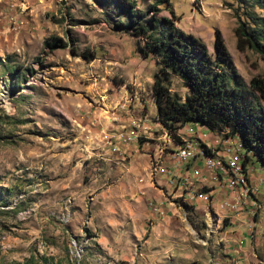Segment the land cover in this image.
I'll use <instances>...</instances> for the list:
<instances>
[{
  "label": "rangeland",
  "instance_id": "obj_1",
  "mask_svg": "<svg viewBox=\"0 0 264 264\" xmlns=\"http://www.w3.org/2000/svg\"><path fill=\"white\" fill-rule=\"evenodd\" d=\"M135 1L148 11L163 0ZM169 2L159 15L213 56L221 32L249 86L264 76L262 55L240 50L236 35V12L264 29V7ZM130 26L119 0H0V264H264V201L254 195L264 193L262 164L243 149L242 162L249 155L251 175L263 180L255 189L246 167L241 195L258 206L245 223L235 220L240 208L221 217L200 201L202 188L178 192L162 158L172 150H160L166 128L156 124L159 64ZM53 37L64 45L51 47ZM171 90L183 100L189 92L178 75ZM134 118L150 126L136 129Z\"/></svg>",
  "mask_w": 264,
  "mask_h": 264
},
{
  "label": "trees",
  "instance_id": "obj_2",
  "mask_svg": "<svg viewBox=\"0 0 264 264\" xmlns=\"http://www.w3.org/2000/svg\"><path fill=\"white\" fill-rule=\"evenodd\" d=\"M119 1L130 13V32L144 40L140 44L143 55L153 54L159 64L153 87L158 120L174 131L186 123H196L227 136L238 135L241 148L264 167V76L253 77L250 86L245 82L221 32H216L213 56L200 37L177 26L174 19L160 16L159 5L170 4L169 0L152 3L148 11L139 9L135 0ZM237 1L264 7V0ZM236 13L238 48L251 47L264 59V29L246 26ZM52 39L57 42L48 39L51 47L64 45L61 38ZM84 55L88 59L93 56L88 52ZM174 75L189 88L184 100L171 90ZM203 147L206 155L213 156L210 148ZM248 156L243 161L245 169Z\"/></svg>",
  "mask_w": 264,
  "mask_h": 264
},
{
  "label": "crops",
  "instance_id": "obj_3",
  "mask_svg": "<svg viewBox=\"0 0 264 264\" xmlns=\"http://www.w3.org/2000/svg\"><path fill=\"white\" fill-rule=\"evenodd\" d=\"M191 127H193L195 130L189 131V128ZM135 128L137 129V127ZM177 134L180 137L178 141L174 140L171 134H168V142L166 143V145L168 149L172 151H168V153L164 154L162 158L163 163H165L169 167L168 172L171 174V184H177V182H179L177 190L182 194L185 193L186 189L183 185L180 184L183 176L186 175L187 172H191L194 167L200 165L202 162H204V160H207L208 158V156L205 155L204 152H199L196 157L187 159L184 161V164L178 166L174 162L173 151L182 146L183 142L187 143V140H192L195 143H198L200 145V151H203V146H206L210 148L211 154L214 157L219 156L224 160L229 159L230 155L233 153V150L236 147V143L241 147V140L238 135L226 137L222 132L212 131L210 129L204 128V126L200 127V125L196 123H186L178 130ZM225 144L230 145L232 149L227 150ZM246 167L249 173L247 177L250 178L251 185L255 187V189H258L259 185L263 183V180H259L257 177H253L251 175V165L247 164ZM234 175H238V173L234 172L228 167L221 168V170L217 168L216 171L204 169L203 174L200 177L195 180H191V182H188V188L190 189L186 193L191 195V191L196 189L199 190L200 188H202L197 195H200L202 198H209L211 196V200L208 203L212 205L214 212L223 217L228 216V214L231 213V209L240 208L244 211H241L240 216L235 217V220L242 218L245 223L248 219H251L248 214H245V212L248 213L246 209L249 208L251 212H253L258 204L251 195H245V197L241 195V180H239L238 178H233ZM228 185L233 187V189H230ZM254 195L256 196V199L259 201V203H262V201H264V193H261L259 190H254ZM228 233H230L229 230ZM240 247L243 246L241 245ZM236 249H238V247H236Z\"/></svg>",
  "mask_w": 264,
  "mask_h": 264
},
{
  "label": "built area",
  "instance_id": "obj_4",
  "mask_svg": "<svg viewBox=\"0 0 264 264\" xmlns=\"http://www.w3.org/2000/svg\"><path fill=\"white\" fill-rule=\"evenodd\" d=\"M157 125H159V127H165L163 125V123H156ZM150 126V124L148 123V121L144 120L142 121L140 118H134L132 120V127H140V128H144V129H148V127ZM202 127V126H200ZM166 128V136H168V134H177L178 131H174L168 127ZM195 129L193 127L189 128V131H194ZM114 134H111V137H116L117 139H121V136H113ZM111 137L107 139V142L110 143L111 141ZM226 137H230V136H226ZM125 139V137H124ZM168 142V139L166 142L162 143L161 145H163V147H160V150H164L167 145L166 143ZM235 149L233 150V153L230 155V159L235 160V164L238 167V175H234L233 178H238L239 180H241V189L242 192H246L245 189V177H244V172L245 168L241 159V152H242V148L240 147V145H238L237 143L235 144ZM113 147L115 148V150L118 149L117 144H113ZM225 147L227 150H231L232 148L230 147V145L225 144ZM199 152H205V151H200L198 147L192 145L191 143L188 142L187 140V145H182L180 147H178V149H176L175 151H173V159L174 162L178 165L181 166V164H184V161L187 159H191L194 158L198 155ZM221 165L222 162L221 161H215V160H204V162H202L200 165L194 167L192 169L191 172H187L186 175L183 176L182 181L180 182L181 185L184 186V188H188V182H191V180H195L198 177H200L203 174V170L207 169L210 171H216L217 168H219L221 170ZM167 173L168 170H167ZM228 187L231 189H233V187L229 186ZM198 199L200 201H205L206 203L210 202L211 200V196L209 198H202L200 195H197ZM228 205V204H226Z\"/></svg>",
  "mask_w": 264,
  "mask_h": 264
},
{
  "label": "bare ground",
  "instance_id": "obj_5",
  "mask_svg": "<svg viewBox=\"0 0 264 264\" xmlns=\"http://www.w3.org/2000/svg\"><path fill=\"white\" fill-rule=\"evenodd\" d=\"M4 96L5 95L3 93H0V101H4L5 100ZM188 142L191 143L192 145L198 147V148L200 147V145L198 143H195L192 140H189ZM185 145H187V143ZM199 150H201V149L199 148ZM203 151H204V149H203ZM207 156H208L207 160L221 161L222 162L221 168L228 167V168L232 169L234 172L238 173V167L235 164V160L230 159V158L224 160V159L219 158V157H214V156H209V155H207Z\"/></svg>",
  "mask_w": 264,
  "mask_h": 264
}]
</instances>
